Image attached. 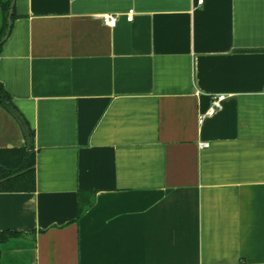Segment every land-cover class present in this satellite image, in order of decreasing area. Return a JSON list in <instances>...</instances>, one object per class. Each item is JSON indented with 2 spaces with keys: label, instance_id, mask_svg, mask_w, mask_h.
<instances>
[{
  "label": "crops",
  "instance_id": "crops-1",
  "mask_svg": "<svg viewBox=\"0 0 264 264\" xmlns=\"http://www.w3.org/2000/svg\"><path fill=\"white\" fill-rule=\"evenodd\" d=\"M13 15L0 82L34 136L0 105V149L33 147L36 189L0 192V264H264V0Z\"/></svg>",
  "mask_w": 264,
  "mask_h": 264
},
{
  "label": "trees",
  "instance_id": "trees-1",
  "mask_svg": "<svg viewBox=\"0 0 264 264\" xmlns=\"http://www.w3.org/2000/svg\"><path fill=\"white\" fill-rule=\"evenodd\" d=\"M13 0H0L3 13V25L0 28V53L5 42L9 23V12ZM15 16L13 15L12 19ZM0 105L12 112L16 110L12 98L3 84L0 82ZM31 132L33 140L34 133ZM36 154L33 147L0 149V192H33L36 189ZM82 212V211H81ZM17 235L15 232H0V246L11 237ZM1 255V250H0Z\"/></svg>",
  "mask_w": 264,
  "mask_h": 264
},
{
  "label": "built area",
  "instance_id": "built-area-1",
  "mask_svg": "<svg viewBox=\"0 0 264 264\" xmlns=\"http://www.w3.org/2000/svg\"><path fill=\"white\" fill-rule=\"evenodd\" d=\"M202 3V0H200ZM133 12H129L127 16V21L131 22L133 20ZM104 22L107 26L114 28L117 25L118 18L114 15H105L103 17ZM226 99V95L224 94H216L211 96V105L209 109L205 113H201L199 116L200 123L204 122V120L208 117H212L217 114L218 111L222 110L223 103ZM208 144H202V146H207Z\"/></svg>",
  "mask_w": 264,
  "mask_h": 264
},
{
  "label": "water",
  "instance_id": "water-1",
  "mask_svg": "<svg viewBox=\"0 0 264 264\" xmlns=\"http://www.w3.org/2000/svg\"><path fill=\"white\" fill-rule=\"evenodd\" d=\"M14 8H15V0H13L11 8H10V12H9V18H8L9 28H8V32H7L6 37L2 41V43L5 42L6 39L8 38V36H9L10 28H11V24H12V17H13V13H14ZM12 114L16 117V119L18 120V122L22 126V128L24 130V133L26 135V138H27V144H28L29 147H31L32 146V138H31V132H30V129H29L28 125L23 120V118L20 116V114H18V112L16 110H13Z\"/></svg>",
  "mask_w": 264,
  "mask_h": 264
}]
</instances>
